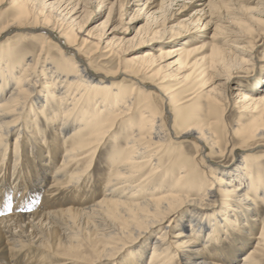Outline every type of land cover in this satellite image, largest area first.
Wrapping results in <instances>:
<instances>
[{"label": "bare ground", "instance_id": "1", "mask_svg": "<svg viewBox=\"0 0 264 264\" xmlns=\"http://www.w3.org/2000/svg\"><path fill=\"white\" fill-rule=\"evenodd\" d=\"M105 1L100 0L99 4L103 7ZM166 1H139L148 17L142 30L156 22ZM199 1L201 8L194 13L195 21H200L202 14L208 13L209 17L201 28L210 25L214 13L217 20L226 22L222 26L217 20L212 23L207 55L197 57L208 46L206 42L186 41L161 49L158 57L163 63L159 68L155 69V57L139 52L130 59L140 63L138 69L123 64L124 68L117 65L104 73L92 70V59L101 52L97 60H106L113 52L116 54L117 45L123 42L125 36L106 39L114 31L111 27L107 32L114 15L122 9L118 0L109 2L106 20L91 29H86L90 0H9L12 12L2 19L0 39L13 30L23 33L14 40L6 38L0 42V238L10 250L24 245L43 247L46 242L41 236L48 235L44 230L58 226L57 241L70 251L58 264H120V256L126 250L129 256L124 259L125 264L223 263L218 260H227L228 264H264V219L259 216L260 205L264 210L261 156H255L253 167L238 155L230 166L214 170L206 166L199 173L200 160L196 156L202 160L206 156L189 157L184 153L190 141L196 145L208 142L213 149L221 143L218 132L202 120L194 121L202 110L199 100L194 101L197 95L193 93V79L214 72L206 80L209 84L202 90V97L205 96L209 115L219 110L223 113L225 95L218 91L221 83L217 80L222 76L228 81L235 65L249 71L255 64V46L247 38L253 28L264 29V0H252L256 3L253 6L245 5L251 0ZM233 1L238 2L235 9L240 16L227 13ZM4 2L0 0V5ZM54 33L63 43L53 41ZM28 34L37 46L25 40ZM218 36L223 44L233 43L234 38L243 41L245 44L232 45L243 55L231 54L223 44H215ZM88 44H93L94 49H88ZM171 65H177L172 71L185 65L190 69L174 82L172 89L166 83L176 78L161 73ZM140 68L150 78L162 74L149 92L160 96V104L170 107L168 110L176 113V118L165 119L164 108L159 111L151 103V94L142 88L145 83L136 77ZM122 76L130 81L117 80ZM259 81L257 78L253 85ZM183 86L182 92L188 94L180 100L177 90ZM236 90L234 105L251 118L232 132L242 143L256 141L258 147L264 142V90ZM191 99L194 100L190 102ZM185 102L196 106V110L186 111ZM202 112L205 114V110ZM212 121L205 124L211 125ZM111 139L114 148L106 159L108 169L101 196L88 198L84 189L93 159ZM165 154L169 160L163 159ZM57 157L58 164L54 161ZM49 177L52 183L45 193L52 194L51 188L66 190L74 194L71 198L76 202L71 201L64 209H34L37 191ZM10 188L14 196L9 194ZM17 199L20 205L9 208ZM247 216L258 227V233L253 237L255 244L238 262H234L238 251L246 244L210 251L227 240L233 242L234 232L246 230L253 236L247 229ZM175 226L178 228L174 233L170 232ZM81 228L93 234L95 241L89 247L82 248L84 241L75 243ZM151 236L154 241L149 244ZM14 261L17 260L10 259L11 264ZM27 262L24 258L21 264Z\"/></svg>", "mask_w": 264, "mask_h": 264}, {"label": "rangeland", "instance_id": "2", "mask_svg": "<svg viewBox=\"0 0 264 264\" xmlns=\"http://www.w3.org/2000/svg\"><path fill=\"white\" fill-rule=\"evenodd\" d=\"M90 1H91L90 4H88L87 21H86V27L87 28L86 29H91L93 26H95L101 22H104L106 20V17H105V14L107 11L106 7L109 5L110 1H114V0H109V1L106 0L105 5L103 7L99 4L100 0H90ZM118 1H119V3H121L122 9H118L117 10L118 14L114 15L115 20L111 22V25H109L107 32L110 30L111 27L114 28V31H112V33H109V35L106 39H109L111 36H115V37L125 36V37L123 39V42L120 41V43L117 45V47H116L117 52H115L116 54H114V52H113L109 57H107L106 60H104V61L97 60V59H100L99 57H101L100 56L101 52H98L97 54L94 55V57L92 59V62H93L92 63V70H94V71H100V72L105 73L110 69L111 70L116 69L118 67L117 65L121 66L122 68H124L125 65H126V67H131V66L134 67L135 66L134 68L138 69L140 63L138 64L135 62L136 63V65H135V63H132V61L130 59L133 56H135L136 54H139V52H147V53L151 54L153 56V58L155 57L154 61H153L154 65H155V69L159 68L160 65H162V63H163V62H160V58L158 57V53L161 49H165V50L171 49V47L174 44H176V43L181 44V43H185L186 41H188V43H195V44L196 43L201 44L202 41L206 42V43L209 42L210 41L209 37L213 33V30H214L213 29L214 26L212 23L218 19V16L216 17L217 13H214V17L212 18V20H211L212 22L210 23V25H208L206 28H201L202 27L201 24L206 22L209 19V17H207L208 16V13H207V14H202V15L200 14L201 20L195 21V17H197L196 16L197 14H194V13H195V11H198L201 8V6H200L201 1H199V0L198 1L197 0H174L172 2L169 0H167V1L165 0L166 2L164 3V6L162 8L163 12L159 15L156 22H153L154 24L151 22V24H149L148 30H142L141 27L144 26L148 21L147 15L146 14L144 15L145 9H142V5L139 4V1H142V0H138V1L137 0H118ZM141 3H143V2H141ZM237 3H238L237 1H233V4H230L229 5L230 7L227 8V13H229V15L231 17L235 16L236 14L238 16L241 15L238 12H236L235 8H237V5H238ZM167 4H169V7ZM245 5L253 6V5H256V3L251 0L248 3L245 2ZM11 12H12L11 4H9V0H5V2L2 3V5H0V24L2 22V19L5 16H11ZM219 17L223 18V15H219ZM216 23L217 24L219 23L221 26L226 24V22H224V21L222 22L220 20H217ZM258 28H253L252 29V30H254V31H252L253 33L250 34V36H248V38H247L248 41L251 40V42L250 41L249 42L255 46V49L253 52V55H254L253 60H254L255 64L252 65V67H251V69H249V71L243 70L242 68L235 67L236 66L235 65L232 67L233 69L230 72L231 78L228 81H225L224 77H222V76L219 78V80H217V82L219 81L218 84L221 83V85H220L221 89L218 91L222 92L223 95H225V99H224V103H223L224 105L222 106L224 108L223 113L221 110H219L218 112L216 111L214 114L209 115V113L206 112V111H208V109H205L206 108V104H205V100H204L205 96L202 97L203 96L202 90L204 89V87L207 86V84H209L208 83L209 80H208V82L206 80H207L208 76H212L214 72L213 73L208 72V73H206V75L204 74L202 76V78H194L193 79V81L196 83V85L193 87V89H194L193 93H196L197 96L195 97V100L191 99L189 101L192 102L193 100L194 101L199 100L198 103L200 104V109L202 111L205 110V114L207 113L205 115V114H203L204 112H202V111L199 112L200 115L198 114V116H200V117H194V119H195L194 121L202 120L205 126L209 125L212 130L216 131V133L220 132V134L217 133V136L219 137V140H220L219 142H221V143H217L215 145L214 149L212 148V146H210V144L208 142L202 143L203 145L199 144L200 145L199 146V145L194 144L192 141H190L189 144L186 146L184 153L186 155H188L189 157L193 156V154L194 155L195 154L196 155L201 154V155L206 156V158H207L206 160H202L201 157L196 156L197 160H200V165H199V167L197 166V170L199 173H202L201 172V171H203L202 169L206 166H210V168L214 167L213 170L214 169H222V167L230 166L235 162L238 155H241L242 157L244 156L246 158V161H248V163L252 164L251 165L252 167H253L254 161H256L254 159L255 156H258V157L261 156L259 159L262 162V166L264 167V164H263L264 163V157H263L264 156V142L260 143L261 145H259L258 147H255L256 141L242 143L240 141V139L238 138V136H235L232 132V131L237 130V127L238 128L241 127L242 124L246 125L247 122L251 118V116H249L243 112L241 113L239 108H237V106L234 105V103L236 101V93H237L236 89L241 88L242 91L249 92V93L251 92L250 90L252 88L256 89L257 91H263L264 90V34H263L264 29L262 28L263 29L262 30V29H260V28L258 29ZM156 30L158 32H156ZM18 32L19 31L13 30V31L9 32L8 35L2 34L0 42L5 41L6 38L9 40H12V39L14 40L15 38H17L18 34H23V33H20V32L18 33ZM174 32H177V33L175 34ZM171 34H175V35L171 36ZM258 36H260V37H258ZM25 40H27L28 42L34 43L36 46L38 45L36 42H34L33 37L29 36V34L27 35V38ZM221 40H222V38L220 36H218L214 43L215 44L217 43V45H222L224 42H222ZM53 41L59 42L61 40H60V38L58 39L57 35L55 34ZM236 42L237 43L238 42L243 43V41L234 38L233 43L223 44L222 46L225 47V49H230L231 54L236 52L238 56H241L243 54L240 51V49H238L236 47H232V45H235L234 43H236ZM243 44H245V43H243ZM89 45H91V46H89ZM207 45H208V43H207ZM93 46H94L93 44L87 45L88 49L93 48ZM209 52H210V48L208 45L202 49V51L200 52V54L197 57H201L203 55L205 56ZM35 54H36V50H35ZM102 56H104V54ZM174 58L175 57H172L171 59H174ZM109 59H110V61H109ZM98 63L100 65L102 64L101 66H103V67L99 66ZM103 63L107 66H105ZM125 63H127V64H125ZM123 64H124V66H123ZM176 67H177V65H171L169 68H163L161 71L162 74H171V75L173 74V77L176 78V80L169 82V84L166 83L167 86L168 85L170 86V88L174 87L173 86L174 82L176 83L179 80L178 78H180L184 75H187V73L190 72V69L187 68L186 65L183 66L181 69L172 71V69L176 68ZM104 68H106V69H104ZM143 71H144V69L140 68V71L136 74V77L139 78L143 83H145V86L143 85V87H142L143 90L149 92V90H152V85L156 84L158 82L156 80H159V77L162 74L160 73V75L157 76L156 78H150V77H148V73H146L145 71H144L145 72L144 73ZM120 78H121V80H125L126 82L130 81V79H128V77H125V76L119 77L117 80H119ZM257 78H259V80H260L258 83L259 85L256 84L254 86L253 82ZM153 81L155 83H153ZM204 81H205V83H204ZM202 83H204V84L202 85ZM261 84H263V85H261ZM222 85H223V87H222ZM209 87L210 86H208L207 89ZM184 89H185V87L183 86L177 90L179 97H180V100H183L184 97L187 98L186 93L188 94V92H186V93L182 92V90H184ZM193 89H191V91ZM149 95H150L151 103L153 102L154 104H156L158 106L159 111H162V108H164L165 114L163 117L165 119L173 120L174 118H176L175 117L176 113L172 114L168 110L170 107H167V106L163 107V105L160 104L161 103V97L160 96L153 93L152 91L149 92ZM189 101H187V102H189ZM187 102H185L184 105L183 104L182 105L188 106ZM189 106H188V109L186 108V111L191 110V108L192 109L194 108L193 110H196L195 109L196 106L194 107V106H192V104L191 105L189 104ZM241 115H243V116L240 119ZM208 117H210V119ZM221 118H223V119H221ZM205 121H207V122L212 121V123H211L212 126L210 124H205ZM215 123H216V125H215ZM43 124L44 123H42V126H43ZM225 125L226 126L228 125V126L226 127ZM225 129H228V130H225ZM223 134H225V135H223ZM50 135H52V134H50ZM50 138H51V136H50ZM113 142H114L113 139L105 142L104 145H102L103 147H101L99 149V151L96 153V155L93 159L94 163H93V165L89 171L90 177H89L88 182L86 184V188L84 189V192H86L85 194L87 195L88 198H91L93 195H94V198H96V197L100 198V196H101L102 182L104 180V177L106 176L105 174H106L107 169H108L107 164H106V161H107L106 159L108 158L107 156L110 155L111 151L114 148ZM175 144H178V143H175ZM174 150L176 152V150H179V147H177V149L175 148ZM165 155H164L163 159L168 158V160H169L170 158H169L168 154H165ZM252 160H253V162H252ZM54 161H56V164H58V162H59L58 157ZM206 177L207 176H205L204 178L207 180ZM50 180H51V178L49 177L48 180L44 183V185L42 184L40 186V188L38 189L39 192L37 191L38 194H37L36 201L34 202V205H35L34 209L37 208L38 210H40V212L45 211L46 210L45 208H54V209L55 208H62V209H64L65 207H69L70 204H72L71 201L73 202L71 195H74V194L71 192L67 193L66 190L56 191V190H54V188H51L52 194L45 193L44 190H46L48 188V186L50 185V183H52ZM11 190L12 189L10 188L9 194L11 196H14V194H13V192H11ZM48 202H49V205H48ZM52 202H54V203H52ZM75 202H73V203H75ZM55 203H57V204L55 205ZM58 203H60V205H58ZM42 204L44 205L43 207H42ZM19 205H20V200L17 199V201L15 203L10 204L9 208L11 207L12 209H16ZM50 205H53V207ZM57 205H58V207H57ZM63 205H64V207H63ZM260 207L261 208L259 209L260 210L259 216H260V218L264 219L263 218L264 217L263 206L260 205ZM245 219L248 220V223L250 224L249 228H247L249 231L248 230L247 231L251 232L253 234V236H250V234H247L246 230L245 231L240 230V231L234 232V234H231V235H233V237H235V239H233V242L232 241L230 242L229 240H227L225 243H222L220 246H215V247L213 246V248H210V251L211 250H212V252H214V250L215 251H219V250L225 251V249H229L235 243H239L240 245L246 244L245 247H243L241 249L240 253L238 251V254H237L238 258H236V260L234 261V262H238L239 259L241 258V256L250 247H252L255 244V239L253 237L256 236V234L258 233V227L254 225V222L251 221L252 219H250L249 216L245 217ZM78 228H80V227L78 226ZM176 228H178V227L175 226V229L174 228L171 229L170 232L174 233ZM44 231L46 234L48 233V235H46V236L44 235L45 237L41 236L43 241L46 242L45 244H42L43 247H41V248H37L36 246L33 247L32 245H24V246H19L15 250H10L9 245L6 244V242H4L3 237L0 238V264H11L12 263V262H10L11 258H15L17 260V261H14L13 264H21L22 260L24 258L27 259V261H28L27 264H41V263L42 264H49V263L50 264H58L59 262L63 261V259L66 258L67 254H69L70 251L68 249L66 250L65 248H63L62 244H60V242L57 241V240H59L58 238L60 235L59 227L55 226L49 230L45 229ZM84 233H85V235H84ZM91 233L92 232H88L85 229L81 228L80 232L78 233L79 234L78 237H76L77 242H75V243L81 244L84 241L83 242L84 244L83 243L81 244L83 247L77 246V248L82 249L85 247H89V246H91L92 243H94L95 239L93 237V234H91ZM153 236H154V234H153ZM153 236L150 237L151 241H149V244H150V242L154 241ZM46 239L49 241H47ZM129 240H130V238H129ZM49 246H50V248H49ZM1 248H2V250H1ZM64 249L66 251H64ZM127 251L128 250L124 251L123 255L120 256V264H123L125 261L124 259L128 258L129 254L127 253ZM12 252H13V254H12ZM43 261H45V262H43ZM218 261L220 263L223 262L221 264H228L227 260L226 261L225 260H218ZM234 262H231V263H234ZM69 264H72V263H69Z\"/></svg>", "mask_w": 264, "mask_h": 264}]
</instances>
